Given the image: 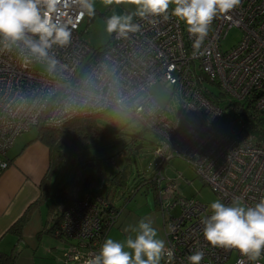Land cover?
I'll list each match as a JSON object with an SVG mask.
<instances>
[{"label": "built area", "instance_id": "2783aa9c", "mask_svg": "<svg viewBox=\"0 0 264 264\" xmlns=\"http://www.w3.org/2000/svg\"><path fill=\"white\" fill-rule=\"evenodd\" d=\"M82 13L75 0L57 3L53 20L71 32V39L50 50L57 61L51 71L47 62L26 49L9 51L0 43V174L9 166L6 154L17 137L32 128H60L76 117L109 110L126 113L157 139L156 168L143 184L155 185L165 241L173 252L161 264H189L187 257L197 250L204 253L201 264H238L241 259L245 264H264V254L248 261L234 249L210 246L201 223L211 214L210 208L182 196L175 179L163 174L169 160L179 158L226 204L239 197L253 206L264 197V142L243 132L241 119L238 132L219 124L223 109L247 99H253V108L264 116V0H241L229 13L218 15L198 50L184 24L170 17L156 24L134 18L139 31L113 33L103 49L94 51L79 34L86 16ZM233 28L240 30L241 38L223 50L221 42ZM86 80L105 93L115 84L124 102L87 108L70 105ZM156 83L170 87L180 101L173 120L150 91ZM235 122L232 119L231 126ZM135 193L129 192L128 200ZM121 210L99 194L84 193L73 200L53 233L66 243L61 263L85 264L97 254Z\"/></svg>", "mask_w": 264, "mask_h": 264}, {"label": "clouds", "instance_id": "9594fccd", "mask_svg": "<svg viewBox=\"0 0 264 264\" xmlns=\"http://www.w3.org/2000/svg\"><path fill=\"white\" fill-rule=\"evenodd\" d=\"M59 0H0V43L6 50L24 49L38 61L47 62L49 70L55 69L57 61L49 52L54 45L69 44L71 32L53 20ZM83 9L82 14L95 16V0H75ZM106 6L130 5L133 11L112 14L105 19V31L125 36L139 31L133 23L139 18L156 24L170 17L182 22L193 48L200 49L209 35L213 21L220 14H227L240 5L241 0H101ZM124 102L115 84L105 93L92 80L70 99V105L81 108L120 105ZM211 214L202 219L203 237L214 248L236 250L248 261H257L264 254V197L253 206L244 204L237 197L231 203L217 198L209 205ZM125 240L108 237L97 254L85 264H161L162 259L172 258L165 239L149 219L142 218ZM134 234V235H133ZM203 251H195L187 257L189 264H201ZM238 264H245L241 259Z\"/></svg>", "mask_w": 264, "mask_h": 264}, {"label": "rangeland", "instance_id": "374dc122", "mask_svg": "<svg viewBox=\"0 0 264 264\" xmlns=\"http://www.w3.org/2000/svg\"><path fill=\"white\" fill-rule=\"evenodd\" d=\"M95 9V16L89 17L86 15L79 29L82 31L81 38L83 41L92 50L99 51L111 41L113 36V34L105 31V19L114 13L125 14L131 12L133 8L130 5L106 7L101 0H95ZM240 38L241 32L239 29L233 28L229 30L226 38L221 42V48L223 50L231 48ZM210 88L217 92L214 86ZM150 91L158 104L165 108L169 119L173 120L179 111L180 101L177 97L171 95V88L165 84L156 83L151 87ZM225 105L222 102L223 108H225ZM232 119H236L233 126L230 124ZM239 119L233 109L227 108L223 109L219 124L230 128L234 132H238L241 129ZM99 121L106 127L113 129L115 134L107 141L87 145L76 154L61 161L53 173V191H56V187H61L65 183L73 181L77 175L84 178L94 174V180L90 185L96 187L100 195L112 199L117 208L122 209L116 223L108 231L105 239L111 237L119 241L125 240L129 234H132L130 226H136L142 218L151 220L153 226L158 230L159 237L165 239L161 211L156 204L155 193L151 184L142 185L131 199L128 200L126 198L129 191L133 188V183L139 180L140 177H143L146 181L151 179L157 163V158L153 154L157 140L155 135L145 130L130 115L120 111L109 110L101 115ZM36 131V128H32L28 133L25 132L24 135L32 136L36 134ZM134 136L141 143V146L137 149L135 148L136 145L131 142ZM79 163L84 167L76 168ZM119 170L124 172L125 183L117 186L116 189L110 186L107 187L108 178ZM163 174L166 178L175 179L177 190L184 197H194L208 207L211 202L218 198L209 186L195 174L187 162L182 159H170L164 168ZM74 192V188H66L65 190L67 195H71ZM48 201L51 202L50 199ZM62 206L63 204L57 206L55 213H59ZM175 212L178 213V210L176 209ZM43 238L41 241L38 238L29 243L32 250L37 249L35 264H55L51 259H58L66 243H61L53 235L46 234ZM21 247L23 248L22 244L17 248L19 254L21 253ZM53 247L57 248L54 252ZM24 252L28 255L31 253L29 249ZM51 252H53L51 257L47 256ZM225 264H231V261Z\"/></svg>", "mask_w": 264, "mask_h": 264}, {"label": "trees", "instance_id": "16d2710c", "mask_svg": "<svg viewBox=\"0 0 264 264\" xmlns=\"http://www.w3.org/2000/svg\"><path fill=\"white\" fill-rule=\"evenodd\" d=\"M81 33L82 31L80 30V36ZM221 94L222 93H219L217 96L221 97ZM211 97H213V94ZM252 102L253 99H247L243 103L233 104L228 108L233 109L235 115L242 120V131L254 135L260 143L264 142V116L255 111ZM101 115L102 114L76 117L60 128H45L43 126L36 127L37 131L34 139L39 140L49 149L50 160L52 162V172L50 171V174H53V171L57 168L56 166L61 163V161L76 154L85 146L105 142L115 134L113 129L100 123L99 119ZM131 142L136 146L139 144V140L135 136L132 138ZM83 167L84 166L81 163L76 166V168ZM93 180L94 174L88 175L84 178L77 175L73 181L65 183L63 186L57 188L56 191L52 192L50 191V180L48 176H46L42 182L40 198H38L34 204H31L24 214L9 229V231L14 233L17 237L15 246L21 240L22 230L27 222L30 211L51 198L47 214L48 217H50L51 225L47 229V233L53 235L61 221L63 211L73 200L79 199L84 193L100 195L98 189L90 185ZM143 181L145 182L146 180H144L143 177H140L139 180L133 183V188L129 192H132L133 190L137 191L142 185H145L146 183L143 184ZM124 183V172L119 170L112 177L108 178L106 186L116 189L117 186L123 185ZM148 183L151 184L154 190L156 200L155 185L152 182ZM66 188H74L75 192L71 195H67L65 193ZM104 197L108 198L107 196ZM126 198H129V196ZM61 204H63V206L60 212L55 213L56 207ZM17 257L18 252L15 249L9 253L0 252V264H16Z\"/></svg>", "mask_w": 264, "mask_h": 264}, {"label": "crops", "instance_id": "0c3cea01", "mask_svg": "<svg viewBox=\"0 0 264 264\" xmlns=\"http://www.w3.org/2000/svg\"><path fill=\"white\" fill-rule=\"evenodd\" d=\"M24 134L19 135L14 145L8 150L6 158L9 161V166L0 174V252L9 253L15 249L18 252L16 264H35L37 249L32 250L29 243L38 238L41 241L46 234L51 235L47 233V229L51 225L47 224L51 223L50 217L47 215L51 203L48 200L51 198L30 211L22 230L21 240L16 246L17 237L9 229L24 214L26 209L40 198L42 182L46 176L51 180L53 192L52 180L54 175L50 174L52 162L48 147L34 139L36 134L32 136H25ZM57 188L59 187L55 189ZM21 244L23 248L21 247L19 254L17 248ZM53 248V252L57 250V248ZM27 249L31 252L29 255L24 252ZM59 250L61 251V249ZM53 252L47 256L51 257ZM61 254L58 259L52 258L51 260L55 264H60Z\"/></svg>", "mask_w": 264, "mask_h": 264}, {"label": "water", "instance_id": "95a60500", "mask_svg": "<svg viewBox=\"0 0 264 264\" xmlns=\"http://www.w3.org/2000/svg\"><path fill=\"white\" fill-rule=\"evenodd\" d=\"M141 146V143H139L135 148L137 149L138 147H140Z\"/></svg>", "mask_w": 264, "mask_h": 264}]
</instances>
